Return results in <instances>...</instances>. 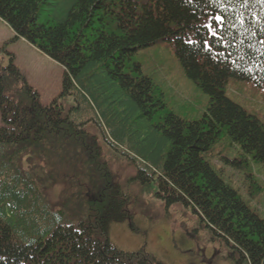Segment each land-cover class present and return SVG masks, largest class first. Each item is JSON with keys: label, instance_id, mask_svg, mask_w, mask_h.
Masks as SVG:
<instances>
[{"label": "trees", "instance_id": "16d2710c", "mask_svg": "<svg viewBox=\"0 0 264 264\" xmlns=\"http://www.w3.org/2000/svg\"><path fill=\"white\" fill-rule=\"evenodd\" d=\"M0 18L64 67L62 94L76 103L42 105L12 60L0 64V264H167L111 241L129 202L90 127L136 167L131 180L191 208L234 264H264V218L205 156L228 135L264 163V124L225 94L229 79L264 87V0H0ZM160 41L209 97L202 119L167 112L132 62ZM59 184L99 208L95 223L54 208L46 193Z\"/></svg>", "mask_w": 264, "mask_h": 264}, {"label": "rangeland", "instance_id": "374dc122", "mask_svg": "<svg viewBox=\"0 0 264 264\" xmlns=\"http://www.w3.org/2000/svg\"><path fill=\"white\" fill-rule=\"evenodd\" d=\"M11 60L27 84L38 93L42 105L58 100L67 111L76 104L73 96L62 94L64 67L25 39L16 38L11 27L0 18V64L7 67ZM132 62L139 63L142 74L162 92L167 112L188 121L204 117L209 97L185 75L172 44L160 41L140 49ZM225 94L264 124V87L251 81L229 79ZM29 100L31 103V98ZM89 131L97 135L103 157L128 197V219L122 223L113 222L109 230V237L118 248L128 252L141 251L149 258L167 264H234L231 249L200 223L191 208L181 204L166 207L165 202L156 196V184L140 185L131 180L138 174L136 167L126 157L105 146L95 128L90 127ZM209 152L205 156L219 169L222 178L238 189L264 218V163L254 160L251 155H244L228 135H222ZM31 162L28 163L25 157L24 167L32 168ZM40 165L45 166V170L49 168L44 162ZM63 189L59 184L46 193L54 208H63L67 214L71 212L74 221L83 218L87 212L90 222L95 223L99 208L91 204L89 209L79 206L73 196L76 186L67 191ZM87 196L91 201L95 200L91 194Z\"/></svg>", "mask_w": 264, "mask_h": 264}]
</instances>
